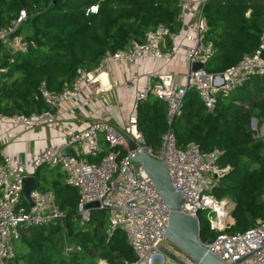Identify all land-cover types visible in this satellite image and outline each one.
Listing matches in <instances>:
<instances>
[{"label": "trees", "instance_id": "1", "mask_svg": "<svg viewBox=\"0 0 264 264\" xmlns=\"http://www.w3.org/2000/svg\"><path fill=\"white\" fill-rule=\"evenodd\" d=\"M95 3L98 11L87 14ZM22 10L27 18L17 34L28 43V50L15 51L0 43V111L6 115L48 111L42 85L59 94L73 85L78 69L92 71L107 53L133 41L144 42L146 33L159 24L171 34L182 25L179 0H0V29L9 27ZM204 14L209 26L206 40L215 49L206 71L225 72L256 51L264 31V0H210ZM253 118L264 122L261 73L230 93L219 94L212 111L195 89L186 93L172 121L168 104L155 95L139 104L138 128L153 152L160 151L170 128L179 148L196 142L203 151H220L217 164L230 169L212 193L237 203L229 233L243 232L264 219V139L251 127ZM101 144L102 153L88 156L89 162H98L113 149L103 136ZM41 168L34 173L35 188L54 191L67 220L63 226L25 228L12 264H98L100 260L129 264L136 259L121 229L109 233L106 210L92 209V222L85 230L78 214V190L60 168L46 167L40 181ZM200 225L201 240L214 239L207 220L200 218ZM67 245L73 249L65 252Z\"/></svg>", "mask_w": 264, "mask_h": 264}, {"label": "built area", "instance_id": "2", "mask_svg": "<svg viewBox=\"0 0 264 264\" xmlns=\"http://www.w3.org/2000/svg\"><path fill=\"white\" fill-rule=\"evenodd\" d=\"M209 1L179 0L182 25L178 33L171 34L167 26L159 24L146 33L144 42L133 41L128 47L107 53L92 71L78 69L73 85L61 93L54 94L45 85L41 86L45 101L56 105L77 98L84 83L101 88L100 73L116 62L161 63L175 59L186 49L185 60L190 67L184 84L159 68L148 72L140 86L132 82L130 87L136 95L125 125L117 127L99 119L84 129L67 130L70 156L64 155L66 146L60 145L47 146L27 159L0 152V264H12L16 255L14 241L20 239L25 228L65 225L67 211L57 203L54 191L32 189L29 195L32 204L22 197L25 178L34 176L41 167L60 168L66 174L67 182L78 190V214L85 230L92 222V209L108 212L109 233L121 229L136 256L129 264H156V259L160 264H201L166 238L164 231L168 228L170 209L144 166L129 162L131 155L146 148L154 157L167 163L174 188L185 198L182 210L199 220L200 212L206 213L205 219L215 233L214 239L203 242L210 252L232 262L264 245V219H258L243 232H228L235 224L237 203L234 199L219 198L212 193L230 169V166L217 164L218 149L206 152L196 142L179 148L172 130H169L163 137L160 151L155 153L138 128L139 104L150 95L168 104V117L172 121L190 89L198 91L207 109L212 111L219 94H228L253 75L264 74L263 31L256 51L245 54L240 62L222 72L223 82L219 86L215 84L217 73L205 70V64L215 53L213 43L206 40L209 26L204 6ZM98 8V3L92 4L86 13H96ZM26 18L27 13L22 10L9 27L0 29V43L15 51L26 52L29 45L17 34ZM185 31L189 32L185 37L190 39V45L186 47L182 42ZM196 62L204 64V68L191 70V65ZM4 123L25 130L60 124L49 110L32 115H6L0 111V129ZM101 136L113 149L102 155L98 162H89L88 156L98 157L103 151ZM128 138L136 142V148H130ZM124 153L126 155L122 157ZM92 202H98V207H89ZM166 240L168 243L163 246ZM238 264H264V246Z\"/></svg>", "mask_w": 264, "mask_h": 264}, {"label": "crops", "instance_id": "3", "mask_svg": "<svg viewBox=\"0 0 264 264\" xmlns=\"http://www.w3.org/2000/svg\"><path fill=\"white\" fill-rule=\"evenodd\" d=\"M187 33L185 31L182 37L185 47L190 45V39L185 37ZM185 51L182 50L175 59L161 63L116 62L108 65L99 75L101 88H92L84 83L77 98L56 103L53 115L59 125L25 130L21 126L2 124L0 152L27 159L47 146L67 147L66 131L84 129L94 120H104L117 127L125 125L136 95L130 84L136 82L140 86L145 75L157 68L173 74L180 84H184L190 68L185 60ZM256 120L253 118L252 122Z\"/></svg>", "mask_w": 264, "mask_h": 264}, {"label": "water", "instance_id": "4", "mask_svg": "<svg viewBox=\"0 0 264 264\" xmlns=\"http://www.w3.org/2000/svg\"><path fill=\"white\" fill-rule=\"evenodd\" d=\"M204 68V64L200 62L193 63L191 70H198ZM216 85L219 86L223 82V74L217 73L215 75ZM57 109L55 104H49V111L53 114ZM171 131V128H170ZM130 148H136L137 144L130 138L127 139ZM64 155L70 156L71 151L67 146L63 149ZM131 164H141L146 169L151 180L156 185L166 206L170 209L168 228L164 234L168 240L177 245L182 251L199 261L201 264H238L245 257L262 248L263 246L243 255L242 257L232 261L226 262L209 251L201 240V225L200 220L195 215H191L182 210V205L185 201L183 195L177 191L172 183L170 171L167 163L163 159H158L150 154L149 150H145L133 154L129 158ZM36 187L35 176H27L24 180V188L22 190V197L25 201L32 204L29 195L32 189ZM98 202H92L88 206L91 208L98 207Z\"/></svg>", "mask_w": 264, "mask_h": 264}, {"label": "rangeland", "instance_id": "5", "mask_svg": "<svg viewBox=\"0 0 264 264\" xmlns=\"http://www.w3.org/2000/svg\"><path fill=\"white\" fill-rule=\"evenodd\" d=\"M251 126H252V128L254 127V130L256 131L257 136L264 139V123H263V121H259V120H256L255 122L251 121ZM44 169H47V168L46 167L41 168L40 177H39L40 181L42 180L41 178H42V176L44 175V173L46 171ZM199 217L201 218V220L205 221L206 213L204 211H201L200 214H199ZM211 233L215 236L214 232H211ZM17 241L18 240L14 241L15 246H16V244H18ZM166 243H168L167 240L164 241L162 245L164 246V245H166ZM72 249H73L72 245H67L66 248H65V252L71 251ZM106 263L108 264V262H106ZM156 264H160V260L159 259H156ZM172 264H174V263H172Z\"/></svg>", "mask_w": 264, "mask_h": 264}, {"label": "bare ground", "instance_id": "6", "mask_svg": "<svg viewBox=\"0 0 264 264\" xmlns=\"http://www.w3.org/2000/svg\"><path fill=\"white\" fill-rule=\"evenodd\" d=\"M99 264H107V263H106L105 261L102 260Z\"/></svg>", "mask_w": 264, "mask_h": 264}, {"label": "snow or ice", "instance_id": "7", "mask_svg": "<svg viewBox=\"0 0 264 264\" xmlns=\"http://www.w3.org/2000/svg\"><path fill=\"white\" fill-rule=\"evenodd\" d=\"M95 9H93V11H94Z\"/></svg>", "mask_w": 264, "mask_h": 264}]
</instances>
